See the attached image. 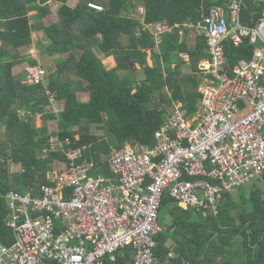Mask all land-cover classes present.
I'll list each match as a JSON object with an SVG mask.
<instances>
[{
    "label": "trees",
    "instance_id": "1",
    "mask_svg": "<svg viewBox=\"0 0 264 264\" xmlns=\"http://www.w3.org/2000/svg\"><path fill=\"white\" fill-rule=\"evenodd\" d=\"M231 1L79 0L72 8L70 0H0V125L6 133V140L0 143V246L14 243L6 223V195L53 184L48 175L64 162L60 154H43L51 122L58 125L53 135L69 140L73 148L85 147L83 158L94 163V173L110 178L106 160L111 152L127 145L152 147L155 133L166 116L173 114L175 104L182 105L183 116L197 115L202 95L197 91L196 74L181 75L179 53L185 48L178 42V34L163 37L156 51L150 32L142 30L138 35L139 29L164 19L170 23L199 21L210 9L226 10ZM52 2L60 8L57 21L48 25L44 20L52 14ZM89 4H97L102 11L91 10ZM140 9L143 23L137 17ZM263 11V2L246 0L243 24L254 26ZM31 12L36 15L30 16ZM35 32L43 33V53L53 59L48 89L55 93L59 106L64 105L58 117L46 115L50 100L43 86H24L23 77L13 76V68L19 64H40L29 53ZM202 42L204 46L198 50L206 49L204 37ZM148 51L151 67L146 61ZM253 52L249 42L239 47L226 43L229 67L250 59ZM65 54L68 56L63 58ZM101 55L131 62L107 70ZM137 64L144 74L142 80L137 79ZM131 68L135 72L130 76L117 74V70ZM81 95L87 101H81ZM37 116L44 120L41 129L33 125ZM92 127L105 129L113 142L93 135ZM244 188L238 191L240 203L234 201L233 193L224 194L217 215L182 209L164 194L158 222L161 209L172 221L161 222L155 238V264H264V194L254 189L247 196ZM133 255L132 246L125 247L115 254L116 264H131Z\"/></svg>",
    "mask_w": 264,
    "mask_h": 264
},
{
    "label": "built area",
    "instance_id": "2",
    "mask_svg": "<svg viewBox=\"0 0 264 264\" xmlns=\"http://www.w3.org/2000/svg\"><path fill=\"white\" fill-rule=\"evenodd\" d=\"M245 1L210 9L199 21L164 19L139 29L156 45L167 35L203 32L208 57L199 69V112L188 118L176 108L152 147L114 149L106 160L110 178L94 173L85 147L50 132L43 154H60L64 162L49 176L53 184L6 195L14 243L0 246V264H116L115 254L127 246L134 250L131 264H155L164 194L182 209L217 215L224 194L264 174V11L254 26L243 24ZM89 8L102 11L97 4ZM227 42H249L252 57L229 67ZM48 78L41 64L27 65L21 84L43 86L46 115L58 117Z\"/></svg>",
    "mask_w": 264,
    "mask_h": 264
},
{
    "label": "crops",
    "instance_id": "3",
    "mask_svg": "<svg viewBox=\"0 0 264 264\" xmlns=\"http://www.w3.org/2000/svg\"><path fill=\"white\" fill-rule=\"evenodd\" d=\"M53 3H56V2H52L51 4H53ZM137 17H140L141 23H143L144 15L141 17L138 14ZM202 34H203L202 31L198 32V33H193V32L182 33V34H178V38H177L179 43L183 42V46L185 48L184 52L179 53V57L182 60V64H181V67H180L181 75L196 74V76L198 78V89H197V91L199 93H200V88H201V86L203 84V80L201 79L200 74L197 71L200 69V66L205 64V62L207 60V57H208L205 47H204V49L198 50L201 45L204 46V44L202 42V39H203V37H202L203 35ZM157 46L158 45H156V48H155L156 51H157V48H158ZM31 54H32L33 58H35L37 61L39 60L38 57H37V51L32 52ZM99 58L101 59L104 67L107 70H111V69L116 68L117 65H119L120 62H128V63L131 62L128 59H120V58H117L115 56L104 57L103 55H101V56H99ZM146 61H147V65L148 66L151 67L153 65L150 51L147 52ZM38 62H40V61H38ZM27 65H28V63L25 62V63H22V64H19V65L15 66L13 68V76L14 77H19V78L22 79L23 73H24V68ZM139 66H140V64L136 65V75H137V71H138L137 68H139ZM174 66L175 65H173V67ZM134 72H135L134 68L125 69V70H117V74H119L121 77L130 76ZM181 107H182L181 104H175L173 110H175L176 108L181 110ZM198 112H199V110H198ZM167 117H169V116L167 115L166 118ZM33 125L35 126L36 129L43 128V126H44L43 118L41 116H37L34 119ZM50 132H51V130H50ZM166 222H167V218L165 220V223Z\"/></svg>",
    "mask_w": 264,
    "mask_h": 264
},
{
    "label": "rangeland",
    "instance_id": "4",
    "mask_svg": "<svg viewBox=\"0 0 264 264\" xmlns=\"http://www.w3.org/2000/svg\"><path fill=\"white\" fill-rule=\"evenodd\" d=\"M78 1L79 0H71L69 2L70 7L75 8L77 6V4H78ZM83 1H85V0H83ZM51 6H52V14L44 20L45 23L48 24V25L51 24V22L57 21V12L59 10L60 4L56 2V3L51 4ZM35 15H36V12H31L30 13V16H35ZM33 40H34V43H33V46L31 48H29V51H30L29 53L31 54L32 52L37 51V57L39 59L38 61H40V64L43 67H45L46 70L49 72L50 63L52 62L51 60H53V59L48 57V56H46L43 53V50H44L43 45L46 42L43 33L42 32L33 33ZM67 56L68 55L65 54L62 57L66 58ZM140 68H141V66H139V68H137L138 69V71H137V79L138 80H142L144 78L143 71ZM23 75H24V73H23ZM168 94L169 93H166L167 96H168ZM80 97H81V101H84V102L87 101V99H86V97L84 95H81ZM63 106H64L63 104H60L61 109H64ZM20 113L22 114L21 111H20ZM48 127H49V130H51V133H55V132L58 131V125L56 123H54V122H51ZM91 132H92L93 135H98V136L110 139L113 142L112 136L110 134H108L105 129L102 130V129H99V128H96V127H92L91 128ZM5 140H6L5 128L2 125H0V143L4 142ZM59 168L60 167L56 168V170L53 173H50L48 175V177L49 176L53 177L55 175V173L58 170H60ZM262 175H260L259 177L251 180L247 185H245V188L242 191L243 194H246L247 196H249L250 193L252 191H254V189H259V191H262V193L264 194V177ZM238 191H239V189H237V191L233 192L232 195H233L234 201L237 202V203H240L241 202V198H240V195H239ZM241 208H242V206L239 209H237V211L241 212L242 211ZM234 213H237V212H234ZM160 217H161V221L159 222L160 227H161V224L165 222L166 218H167V222L166 223L170 224L171 221H172L171 216H169V214L166 213L164 209L160 210Z\"/></svg>",
    "mask_w": 264,
    "mask_h": 264
}]
</instances>
